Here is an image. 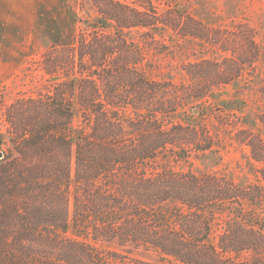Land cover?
Here are the masks:
<instances>
[{"label": "trees", "instance_id": "16d2710c", "mask_svg": "<svg viewBox=\"0 0 264 264\" xmlns=\"http://www.w3.org/2000/svg\"><path fill=\"white\" fill-rule=\"evenodd\" d=\"M87 7L72 43L42 54L45 89L2 112L0 264H264L261 135L235 133L259 183L171 165L215 153L204 120L175 117L252 70V29L207 27L154 0H79ZM165 28L229 56L186 63L188 83L151 79L130 32L145 43Z\"/></svg>", "mask_w": 264, "mask_h": 264}, {"label": "rangeland", "instance_id": "374dc122", "mask_svg": "<svg viewBox=\"0 0 264 264\" xmlns=\"http://www.w3.org/2000/svg\"><path fill=\"white\" fill-rule=\"evenodd\" d=\"M154 2L161 11L167 6L184 10L207 27L232 30L234 25L244 23L252 29L259 50L252 70L245 68L234 82L214 88L212 94L202 100V106L188 111V117H175L182 123L204 120L214 133L215 153L171 165L178 170L223 175L238 185L259 183L249 148L236 141L235 133L245 128L264 139V128L258 120L264 115V0ZM86 9L80 12L79 0H0V132H6L1 116L5 106L19 96H35L51 81L41 69L42 54L52 46L72 43L83 27L78 19L93 16V10ZM130 38L145 45L142 70L156 80L188 83L184 71L186 63L205 59L220 62L229 56L217 47L180 37L168 28L155 32L154 40L148 39L145 43L136 30L130 32ZM237 42L246 45L243 37H237ZM200 110L203 116L199 115Z\"/></svg>", "mask_w": 264, "mask_h": 264}, {"label": "water", "instance_id": "95a60500", "mask_svg": "<svg viewBox=\"0 0 264 264\" xmlns=\"http://www.w3.org/2000/svg\"><path fill=\"white\" fill-rule=\"evenodd\" d=\"M2 156H1V154H0V158H1Z\"/></svg>", "mask_w": 264, "mask_h": 264}]
</instances>
